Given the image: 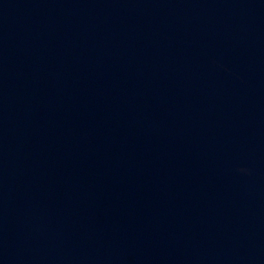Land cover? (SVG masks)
<instances>
[{
    "label": "water",
    "instance_id": "water-1",
    "mask_svg": "<svg viewBox=\"0 0 264 264\" xmlns=\"http://www.w3.org/2000/svg\"><path fill=\"white\" fill-rule=\"evenodd\" d=\"M0 264H264V0H0Z\"/></svg>",
    "mask_w": 264,
    "mask_h": 264
}]
</instances>
